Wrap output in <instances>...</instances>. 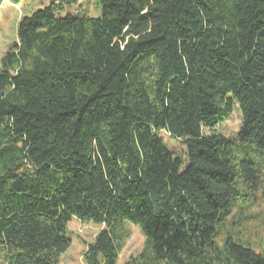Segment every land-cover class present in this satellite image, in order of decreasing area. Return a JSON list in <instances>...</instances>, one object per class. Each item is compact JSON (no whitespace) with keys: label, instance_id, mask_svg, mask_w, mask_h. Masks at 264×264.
Here are the masks:
<instances>
[{"label":"trees","instance_id":"obj_1","mask_svg":"<svg viewBox=\"0 0 264 264\" xmlns=\"http://www.w3.org/2000/svg\"><path fill=\"white\" fill-rule=\"evenodd\" d=\"M58 1L1 61L0 264H63L74 219L104 225L87 264H117L128 223L146 245L125 264H264L217 240L261 187L264 0H98V16ZM236 106V137L218 133Z\"/></svg>","mask_w":264,"mask_h":264},{"label":"rangeland","instance_id":"obj_2","mask_svg":"<svg viewBox=\"0 0 264 264\" xmlns=\"http://www.w3.org/2000/svg\"><path fill=\"white\" fill-rule=\"evenodd\" d=\"M52 0H21L19 4L5 1L0 7V69L1 61L8 50L17 42V29L19 22L39 9L50 5ZM59 16H65L68 12L78 15L98 16L101 6L98 0H59L56 5ZM242 124L241 110L236 106L231 117L220 124L216 131L228 137H236ZM211 131L206 128L205 133ZM166 145L179 155L185 156L186 147L180 140L173 139L167 133L162 134ZM251 149L250 156L257 161V168L261 176V187L258 190L249 188L245 191V197L241 201L242 210L234 211L235 219L221 223L217 240L222 243L226 236L232 235L236 241L253 248L264 255V153L260 149ZM240 157L243 153L238 152ZM104 228V225L84 224L78 219L70 223V236L73 244L62 257L63 264H87L84 253L87 243L92 242L96 235ZM130 232L126 239L120 259L117 264H125L131 256H138L146 245V239L140 227L128 223Z\"/></svg>","mask_w":264,"mask_h":264}]
</instances>
